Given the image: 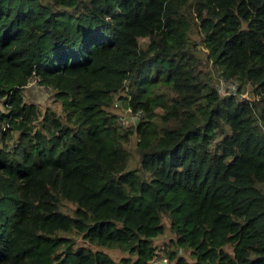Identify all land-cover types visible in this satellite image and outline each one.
<instances>
[{
    "label": "trees",
    "instance_id": "trees-1",
    "mask_svg": "<svg viewBox=\"0 0 264 264\" xmlns=\"http://www.w3.org/2000/svg\"><path fill=\"white\" fill-rule=\"evenodd\" d=\"M164 218L179 264H264V0H0V264H147Z\"/></svg>",
    "mask_w": 264,
    "mask_h": 264
},
{
    "label": "rangeland",
    "instance_id": "rangeland-1",
    "mask_svg": "<svg viewBox=\"0 0 264 264\" xmlns=\"http://www.w3.org/2000/svg\"><path fill=\"white\" fill-rule=\"evenodd\" d=\"M196 38H199L198 35H194ZM203 54H206L205 52H203ZM208 69V68H206ZM217 77H219L218 74H216V77L212 78V81L210 82L211 84L215 82H217ZM215 79V80H214ZM28 87H26L24 89L25 95H26V100L30 101V102H35L39 108L42 110V112H44L47 108L50 109H54L56 111H58V113L60 115H63V109H62V105L60 104V102H55V97L53 94V90L52 88L49 87H45L42 86V84L38 83V81H36L35 79L32 80L31 82H29V84L27 85ZM214 87L216 88V86L214 85ZM250 95V94H249ZM118 97V96H117ZM116 103H118L117 100H115V102L113 103V105L111 106V110L112 112L116 113V114H120L121 117H123L121 119L120 125H121V131L124 132H129L130 128L133 127H128V122H126L127 120L125 119L126 117H124V115H128L127 110H122V108L116 107ZM128 117V116H127ZM122 123H125L126 125H122ZM131 139L132 141L128 144V147L131 149L132 152L135 153V156H133V158L131 159V161L129 162V166L131 168L138 166V156L136 154V150H137V135L135 132L132 133L131 135ZM68 208H73V205L68 204ZM164 223L166 224V231L165 233L155 237V243L157 242H161L164 239H169L170 235V226H171V220L170 218H164ZM175 235V233H174ZM78 242L79 243H83L82 242V238H78ZM91 247H94L95 249H102L104 252L108 253L109 255H111L115 260L120 261L123 257H131L133 260H135L136 255L134 254H130L128 251H122L119 248H110V247H98L95 245H91ZM186 256H189L188 253H184Z\"/></svg>",
    "mask_w": 264,
    "mask_h": 264
},
{
    "label": "built area",
    "instance_id": "built-area-1",
    "mask_svg": "<svg viewBox=\"0 0 264 264\" xmlns=\"http://www.w3.org/2000/svg\"><path fill=\"white\" fill-rule=\"evenodd\" d=\"M216 86V90L220 93L221 96L231 95V94H240L241 97H247V92L241 90L242 83L238 79L227 78L224 76L217 77V82L214 83ZM116 107H119V104H115ZM128 115H124L126 117L128 124L132 125L140 121L143 117L142 109L138 111H133L131 108L127 109ZM128 116V117H127ZM121 115L119 116V120L121 122ZM122 125H126L122 123ZM128 125V126H130ZM127 126V125H126ZM189 258V257H188ZM147 264H179L177 259H173L168 252L167 245L164 241L157 242L152 256L148 260Z\"/></svg>",
    "mask_w": 264,
    "mask_h": 264
},
{
    "label": "clouds",
    "instance_id": "clouds-1",
    "mask_svg": "<svg viewBox=\"0 0 264 264\" xmlns=\"http://www.w3.org/2000/svg\"><path fill=\"white\" fill-rule=\"evenodd\" d=\"M118 102H120L119 100H117ZM119 116H120V114H119ZM119 116H118V120H119Z\"/></svg>",
    "mask_w": 264,
    "mask_h": 264
}]
</instances>
